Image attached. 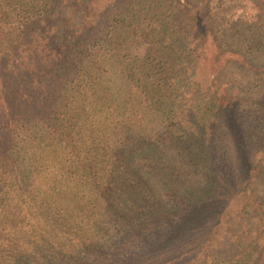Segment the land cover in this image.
<instances>
[{"label": "trees", "instance_id": "16d2710c", "mask_svg": "<svg viewBox=\"0 0 264 264\" xmlns=\"http://www.w3.org/2000/svg\"><path fill=\"white\" fill-rule=\"evenodd\" d=\"M257 1L0 0V264H264Z\"/></svg>", "mask_w": 264, "mask_h": 264}, {"label": "rangeland", "instance_id": "374dc122", "mask_svg": "<svg viewBox=\"0 0 264 264\" xmlns=\"http://www.w3.org/2000/svg\"><path fill=\"white\" fill-rule=\"evenodd\" d=\"M259 5H262V9L260 10L261 13V17L260 20L261 22L264 23V0H258L257 1ZM255 15H258L257 13ZM257 19L255 18V21ZM242 26H247L245 21H241L240 22V27ZM263 32V31H261ZM260 37V35H259ZM260 42H259V51L260 54L255 53L253 54L251 57V64L253 65V67L251 69L247 68V67H243L240 69V72L243 73L244 75H251L252 77H259L261 75L260 72V67L262 66V64L264 63V38L260 37ZM263 41V42H262ZM225 57H220V60L217 61L216 56H215V48L213 46H211L210 48H208V56H207V60L203 62V64L200 66L198 73L196 74V78L198 80V82H200V84L206 88L208 87V85L210 84V81L212 80L213 74L218 71V69L220 68V66L225 62L224 61ZM250 88L252 86H249ZM263 87V86H262ZM257 89V88H256ZM262 89V88H261ZM258 149H261L260 146H256L253 150V152H257ZM240 205H235L233 206V211L239 209ZM230 216V214H229ZM233 216V214H232ZM231 217V216H230ZM234 220V217H231L229 219H227L225 222H229V224H232ZM238 221V220H237ZM226 232V230H225ZM228 232V231H227ZM96 259H101V256H93L89 259H87L84 263H78V264H92V262H95ZM105 263L109 264L110 262L107 261V259H105Z\"/></svg>", "mask_w": 264, "mask_h": 264}]
</instances>
